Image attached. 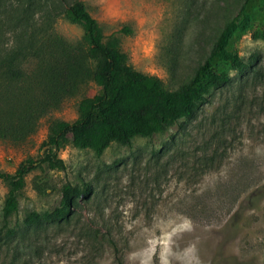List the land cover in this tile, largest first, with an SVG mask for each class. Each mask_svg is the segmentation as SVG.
<instances>
[{
  "label": "rangeland",
  "instance_id": "rangeland-1",
  "mask_svg": "<svg viewBox=\"0 0 264 264\" xmlns=\"http://www.w3.org/2000/svg\"><path fill=\"white\" fill-rule=\"evenodd\" d=\"M74 1L39 0L32 20L82 42V28L64 17ZM79 1L105 36L118 38L134 69L169 90L189 81L244 2ZM243 12L250 23L228 49L244 59L257 54L255 71L240 76L213 59L232 83L214 91L194 118L150 139L135 137L129 147L113 143L100 156L66 145L59 151L64 170L41 166L28 173L8 226L17 233L2 231L0 264H116L114 248L122 264H264V0L247 1ZM173 56L174 78L166 66ZM98 87L93 79L81 83L24 140L0 139V171L13 173L27 158H39L50 124L73 121L79 101ZM66 182H88L92 194L68 221L26 228L24 216L54 208ZM8 189L0 179V227Z\"/></svg>",
  "mask_w": 264,
  "mask_h": 264
},
{
  "label": "trees",
  "instance_id": "trees-1",
  "mask_svg": "<svg viewBox=\"0 0 264 264\" xmlns=\"http://www.w3.org/2000/svg\"><path fill=\"white\" fill-rule=\"evenodd\" d=\"M247 1L237 17L223 25L207 59L196 67L189 81L169 90L157 77L129 64L118 38L103 34L83 2L76 0L64 10L65 19L83 30V41L71 43L52 27L32 20L39 0L11 4L0 0V139L24 140L35 130L38 120L74 94L81 83L93 79L99 85L93 96L79 101L73 121L50 124L39 158H27L13 173L0 171V179L9 186L2 208L0 242L3 228L12 235L17 233L8 226L26 175L41 166L64 170L59 151L66 145L90 149L100 156L113 143L129 147L135 137L150 139L180 121L194 118L214 91L232 83L228 73L216 70L213 59L228 64L240 76L254 72L257 54L244 59L228 49L232 36L250 23L243 12ZM239 16L242 18L237 21ZM122 31L131 32L128 28ZM166 66L171 77H176L177 57H169ZM91 194L88 182L63 183L57 205L44 212L27 213L23 225L45 229L66 222ZM114 250L116 264H122Z\"/></svg>",
  "mask_w": 264,
  "mask_h": 264
}]
</instances>
